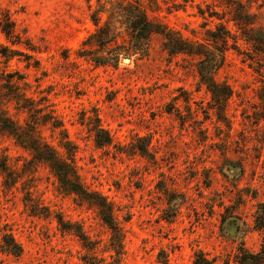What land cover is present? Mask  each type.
I'll list each match as a JSON object with an SVG mask.
<instances>
[{"label": "rangeland", "instance_id": "374dc122", "mask_svg": "<svg viewBox=\"0 0 264 264\" xmlns=\"http://www.w3.org/2000/svg\"><path fill=\"white\" fill-rule=\"evenodd\" d=\"M140 1L152 19L197 41L220 21L208 11L223 10L218 0ZM117 2L0 0L34 47L16 46L32 56L31 65L16 56L7 63L0 59V68L24 73L34 98L47 97L62 120L77 147L83 184L112 204L122 228L119 264H193L197 252L209 264H237L239 247L257 250L261 241L253 218L264 200V56L257 65L226 50L215 78L229 85L231 95L218 112L199 81L194 57H170L158 35L134 53L124 24L117 22L115 40L89 48L107 63L78 54L97 27L94 19L102 24ZM250 10L257 14L256 25L264 26V0H252ZM225 23L239 33L232 21ZM238 43L255 55L251 43ZM95 124L107 130L110 144L96 145ZM41 129L56 146L50 128ZM2 154L15 182L6 186L0 172V264L114 259L110 230L94 204L64 194L46 163L29 162V152L0 132ZM55 213L82 225L93 248L63 232ZM5 233L20 245L18 254L2 247Z\"/></svg>", "mask_w": 264, "mask_h": 264}, {"label": "trees", "instance_id": "16d2710c", "mask_svg": "<svg viewBox=\"0 0 264 264\" xmlns=\"http://www.w3.org/2000/svg\"><path fill=\"white\" fill-rule=\"evenodd\" d=\"M182 1L186 3L189 0ZM218 1L223 7L222 12L208 11V16H217L220 21L215 24L214 28L206 29L203 41H197L183 36L179 30L159 20L152 19L140 0H126L125 3L124 0H118L115 9L109 11L108 17L102 24L94 19L97 27L83 41V47L78 54L80 56L92 54L89 49L92 43L103 44L115 40L120 33L116 29L117 22L124 24L130 51L134 53L145 48L153 35H158L162 39L163 50L170 57L178 54L194 57L199 81L210 91L213 103L220 112L224 110V104L231 95L229 85L215 78L216 72L225 62L226 50L233 48L246 55L243 60L250 59L257 65H263L260 63V58L264 56V26L256 25L257 14L250 10L252 0ZM99 10L102 11V9ZM199 12L204 14L201 8ZM120 17L122 19H119ZM223 19L226 20L222 21ZM228 21L233 22L239 33L232 32L227 27L225 22ZM0 34L4 39L0 40V59H4L7 63L16 56H24L27 65H31L32 56L16 46L25 45L31 50H34V47L17 30L6 8H0ZM239 40L251 43L255 55L249 54L248 51H241ZM90 56L96 64L108 62L106 57ZM35 64L37 61H34ZM261 69L260 67L258 71ZM33 94L32 84L24 73L17 69L0 68V132L10 136L17 145L29 152L31 156L29 162L46 163L56 177L59 189L64 194H74L96 206L99 217L110 230V246L116 254L114 259L106 264H119L123 232L115 217L112 204L100 192L89 190L83 184L75 160L76 145L68 138L62 120L55 115L47 97H40L36 100ZM260 98L264 100V97ZM44 125L50 128L51 136L56 135V146L44 137L41 129ZM94 130L95 143L98 147L110 144L111 138L107 130L99 124L94 125ZM0 172L4 177L3 184L9 186L15 182L7 164L6 155L3 154L0 155ZM54 217L63 232L74 233L83 242V246L91 247L92 241L82 225L64 219L60 213H55ZM253 228L261 233L259 248L250 250L243 246L239 247L235 255L237 264H264V200L256 205ZM2 240V247L6 250L15 254L20 252V245L10 233L3 234ZM84 258H88L85 259L87 264L97 263L94 255ZM193 264H209V260L201 252H197Z\"/></svg>", "mask_w": 264, "mask_h": 264}]
</instances>
